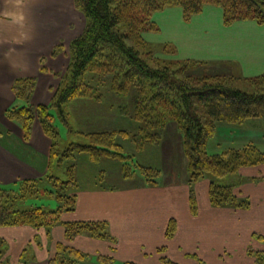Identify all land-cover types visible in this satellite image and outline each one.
Here are the masks:
<instances>
[{"label":"trees","instance_id":"1","mask_svg":"<svg viewBox=\"0 0 264 264\" xmlns=\"http://www.w3.org/2000/svg\"><path fill=\"white\" fill-rule=\"evenodd\" d=\"M76 10L85 17L82 32L70 40L67 54L69 62L63 73H54L58 84L51 88L52 96L48 104L31 103L36 78H16L12 84L15 97L23 101L6 110V116L20 124L23 137L29 139L33 120L38 118L44 134L49 138L48 161L51 164L58 155L59 133L52 125L56 110L59 118L68 125L65 104L77 98L94 96L92 84L109 80V87L119 95H130L134 102L132 116L138 122V132L134 135L137 145L153 141L163 135L169 121L179 130L183 155L185 156L188 186V207L192 216L199 211L194 192L196 183L208 181V200L212 207L247 210L250 197L242 193L240 184H225L219 181L228 174L240 170L264 171V152L252 145L243 148H229L218 154H209L205 148L207 139L215 134L216 122L243 123L246 119H264V72L251 78L252 90H241L233 85V78L224 75L192 76L184 72L187 64L175 68L171 62L155 58L149 48L145 49L143 33L153 28V15L166 7L178 6L182 17L189 19L203 11L206 5L221 8L225 21L254 19L264 23V0H73ZM57 51H64L57 45ZM154 56V57H153ZM44 58H40L43 63ZM42 71L46 70L44 67ZM99 81V82H98ZM98 82V83H97ZM156 129V132L152 130ZM79 132V131H78ZM126 132L93 131L79 132L83 142H72L64 150V157H75L77 153H87L92 160L100 156L112 157L124 162L121 169L124 175L128 167L125 160L133 155L123 151L116 142L117 135ZM142 167L145 175L144 186L156 185L150 167ZM74 166L68 170V178L45 174L32 180H21L11 186L0 184V227L27 225L36 230L51 229L61 225L64 238L71 242L77 236L105 239L107 222L105 220L63 221V213L76 209L77 194L81 190L74 176ZM251 182H264V175L253 176ZM40 183L49 188L43 192L56 202L55 209L44 206L16 208L17 200H25L42 191ZM177 229L176 219H168L164 231L166 240L174 237ZM252 239L264 245V235L253 233ZM110 250H116L112 243ZM166 245L158 247L160 264H179L168 257ZM246 255L252 264H264V250L246 248ZM90 255L63 242L56 244L54 254L47 264H77ZM197 260L195 255L191 257ZM99 262L112 264L113 257L99 255ZM199 264V260H197ZM122 264H137L124 261ZM245 264V263H239Z\"/></svg>","mask_w":264,"mask_h":264},{"label":"rangeland","instance_id":"2","mask_svg":"<svg viewBox=\"0 0 264 264\" xmlns=\"http://www.w3.org/2000/svg\"><path fill=\"white\" fill-rule=\"evenodd\" d=\"M10 1L7 0L6 2L9 3ZM72 5V0H34L33 13L25 14L28 18L26 26L5 25L4 29L1 30L2 33L13 35L17 41H23L17 44L19 47L10 48L15 54L16 60L20 58L16 56L17 52L25 55L24 44L28 42L33 44V47L36 46L39 52L44 53V61L40 64L41 66L46 64L45 66L53 69V71L63 73L69 62L68 47L67 49L65 47L64 51H57L53 56L56 47H54V43L58 42V45L64 43V46H69L70 40L74 38L73 36H77L86 24L83 14ZM152 19L153 28L147 30V32L145 31L142 37L145 49L149 48L155 58L171 62L175 68L186 63L187 66L184 68V72L187 75L229 76L233 78L235 87L251 91L252 83L250 79L264 72V23H257L254 19L225 21L221 8L215 5H206L201 13L193 15L189 19L182 17L180 7H166L155 12ZM66 22H70V26H66ZM4 42L8 41L4 40ZM8 44L11 43L8 42ZM4 64L6 65L7 62H4ZM41 68L35 73L37 75L35 87L36 85L37 87L34 88L35 92L33 90L31 98L33 96L36 102L48 104L52 91L47 86L51 84L50 87L55 88L58 79L54 77L51 71H42ZM43 72L48 74H43ZM100 82L92 84L94 96L77 98L65 104L64 108L68 112V125L59 118L56 110H51L55 116L52 125L59 133L58 155L54 156L51 164L47 159L49 154L44 155L43 153L47 149L45 150L40 144L42 142L39 133V129H41L40 121L38 118L33 120L29 139L32 135V145L37 151H33L32 155L28 152L30 142H28L29 139L26 140L24 137H22L24 140L22 141L23 145L21 143V147H17L16 150L20 153V159L23 158L27 163L31 162L35 168L40 170L36 178L47 174L67 179L68 170L73 165L75 169L74 176L82 189L91 190L97 187L114 191L128 188L135 189L144 186L143 183L146 178L141 173L142 167L138 166L142 165L157 170L156 172L149 171L153 175L154 182L159 184L154 186L165 187L186 184L187 160L183 155L180 133L175 123L172 120L169 121L161 137H157L153 141H145L141 146L137 145L134 135L138 132V122L132 116L134 109L132 96L115 94L109 87L108 79H105L103 83ZM19 101L23 104L22 100ZM111 130L126 132V135L119 133L116 142L122 146L124 152L133 155L132 160H125L128 167L127 174L132 172L131 175H124V170L121 169L124 162L120 161L118 157L100 156L98 159L92 160L87 153H77L75 157L70 158L62 155L70 143L84 141V137L79 132ZM152 132H156V129ZM21 134H23V131ZM247 145H252L259 151L264 152V119L250 118L237 124L218 121L216 122L215 134L207 139L205 148L209 154H218L225 149H240ZM260 175H264V171L259 173L254 170L242 171L239 169L236 173L219 178V181L225 184H240V188H243L244 185L251 182V177ZM44 188H49V186L40 183L41 194L38 193L36 196H30L22 201L17 200L15 207L27 208L42 205L47 209H55V200L43 192ZM194 192L196 197H199L196 185L194 186ZM197 199L199 200V198ZM250 201L252 202L251 198ZM257 208L255 207L254 210ZM248 218L251 217H246V223H251L253 225L252 230H256L257 233L260 232L258 229L260 226H256L259 216L256 220L250 219L249 221ZM106 222L105 239L89 237L87 232L83 236H87L92 241L97 240L107 242V244L113 243L115 246L118 244L123 246V242H125L123 236L113 232L110 221ZM176 222L178 226L177 219ZM246 225L248 226V224ZM174 237L166 240L167 250L165 253L168 257L179 263V256L183 257L185 252L187 255H184V262L181 260V263L196 264L197 260L191 258L192 254L188 255L189 251L180 250L179 240L176 242ZM182 239L181 241H183ZM33 243L42 245L41 235L35 237ZM8 244V239L0 235V261H3V254ZM86 244L91 245L89 241ZM124 246L123 249H125ZM249 246L253 250H264L263 244H259V247L253 244ZM29 250H31V247ZM224 253V256L229 258L232 257L229 255H234L228 254V251ZM243 257L245 260L247 258L252 259L249 256ZM198 260L199 264H206L204 259L202 261L198 257ZM233 260L235 262H231V264L242 262L246 264L241 255L233 257L231 261ZM122 263L116 261L114 264ZM77 264L103 263L97 261L94 257H89ZM155 264L157 263L155 262Z\"/></svg>","mask_w":264,"mask_h":264},{"label":"crops","instance_id":"3","mask_svg":"<svg viewBox=\"0 0 264 264\" xmlns=\"http://www.w3.org/2000/svg\"><path fill=\"white\" fill-rule=\"evenodd\" d=\"M4 1L0 0V184L9 186L21 179L36 178L40 171L31 162L27 163L23 158L20 159V153L16 150L17 147H21V143L23 145L22 129L17 121L9 119L5 114L10 107L21 105L15 97L12 84L16 78L20 77L37 79L35 73L40 70V67L51 71L53 75L59 71H53L45 66L46 64L41 66L40 58L42 56L44 58V53L39 52L36 46L33 47V44L28 42L24 44L25 55L17 52L16 56L20 58L16 60L15 54L10 48L19 47L17 44L23 41H17L13 35L2 33L1 30L7 24V26H26L28 18L25 14L33 13L34 0H11L9 3L6 2L7 0ZM72 6L74 7V5ZM65 24L68 26L70 22ZM4 40L11 44L7 45L8 42H4ZM57 43H54V47L58 45ZM62 46L64 50L65 47L66 49L68 47L64 46V43ZM4 62L7 64L5 65ZM43 74L48 73L43 72ZM50 86L51 84L47 88L50 89ZM31 103L42 104L36 102L33 96ZM39 133L42 137L40 144L45 150L47 149L43 153L47 155L51 142L42 128L39 129ZM32 138L31 135L28 141L30 142L28 152L31 155L36 150L32 145ZM208 185L207 180L196 184L197 192H199V197H197L199 198V200L197 199L199 211L195 216L189 213L188 186L186 184L165 187L149 185L115 191L98 187L91 190L81 188L77 194L76 209L73 212L63 213L61 220L110 221L113 232L123 236L125 249L121 244H118L115 246L116 250L111 252L112 244L92 241L87 236H77L73 241L68 242L64 238V229L61 225L53 227L50 233H46L44 229L36 230L27 225L0 227V235L7 238L9 242L0 264H47L48 259L54 254L58 242L83 250L90 255L89 257H94L97 261V256L105 255L113 257L112 264L116 261L160 264L159 255L155 250L166 245L164 231L166 223L171 217L178 221L174 239L176 242L179 240L180 250L189 251L188 255H195L197 260L198 257L202 261L204 259L206 264H231V262H235V260L231 261L232 258L240 255L245 260L243 256L247 257V246L253 244L259 247V243L251 237L253 233L257 232L252 230L251 223H246L247 216L251 217L247 219L249 221L250 219L256 220L259 216L256 226H260L258 233L264 235V182H249L240 188L242 193L248 194L252 200L247 210L212 207L207 196ZM255 207L258 208L254 210ZM40 235L43 244H34V238L40 237ZM87 241L91 245H87ZM30 247L31 250H29ZM226 251L229 252L228 254L234 255H229L232 256L231 258L224 256ZM184 255L187 254L184 252L183 257ZM183 257L179 256V264H182L181 260L184 262ZM245 261L246 264H252L251 259L247 258ZM196 264H198L197 261Z\"/></svg>","mask_w":264,"mask_h":264}]
</instances>
